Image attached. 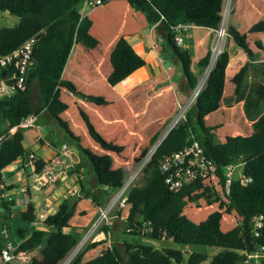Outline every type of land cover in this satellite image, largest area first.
I'll use <instances>...</instances> for the list:
<instances>
[{"label": "trees", "instance_id": "1", "mask_svg": "<svg viewBox=\"0 0 264 264\" xmlns=\"http://www.w3.org/2000/svg\"><path fill=\"white\" fill-rule=\"evenodd\" d=\"M105 1V0H100ZM141 10L145 18L159 21L164 30L166 43L171 47L170 54L180 63L186 85L192 88L196 79L190 71V56L187 49L179 47L174 40L173 25L186 22L201 27L215 28L219 20L222 0H127ZM81 0H0V11L15 14L18 18L10 26H0V55L11 51L27 37L33 36L31 63L24 73L23 86L14 88L10 93L0 95V117L6 121L0 130V168L23 155L22 134L19 128L9 133L27 114L36 115L44 110L63 126L60 117L66 103L59 97V88L65 87L73 94L82 96L85 101L99 103L102 97L81 95L72 83L60 79V73L73 42L84 47L98 43L89 32L90 18L80 16L77 8ZM264 31V17L253 22L245 32L227 26L228 35L248 57L251 50L247 34ZM209 50L201 56L198 64L207 63ZM109 70L106 81L113 84L142 64L122 35H118L107 53ZM228 52L223 48L207 72L204 85L198 92L193 104L185 112V118L171 127L160 140L143 173L142 181L132 186L127 194V215L121 221L122 231L140 235L139 227L150 226L151 231L142 235L160 239L169 236L178 246L156 248L149 242L140 240L104 246L101 239L89 241L69 264H196L207 259L208 264H237L245 252L253 251L264 243V83H258L248 92L242 88L245 66H240L230 77L232 90L223 91L224 70ZM13 67L0 65V79L11 75ZM243 99V113L251 120L250 127L239 117L237 123L240 133H224L221 140L213 139L214 124L206 123V115L219 108L224 99ZM89 144L80 143V136L66 131L76 140L80 155L84 157L96 188L87 190L80 186L82 196L91 202H103L110 190L119 184L123 169L119 164L128 158L124 146L103 138L91 125L85 112L79 110ZM201 145L203 152L216 162V174L221 187L224 179V165L236 159H243L241 171L250 180L241 184L237 176L231 177L228 192L211 189L200 179L193 180L178 190H169L163 181V172L158 167L161 156L179 148L189 133ZM91 143V144H90ZM145 147L134 155L139 158ZM33 172L40 171L43 161L36 158ZM70 196L62 198L53 212L46 214L40 226L15 228L18 237L16 251L33 252V264H55L76 241V235L69 231L74 219L77 200L69 204ZM202 200L205 204L216 203V208L204 218L194 221L183 211L190 202ZM12 201L0 198L3 216L10 212ZM233 213L234 223L223 225L222 215ZM79 215L85 208L79 207ZM261 216L258 234H252V220ZM17 216L34 224L35 214L31 203L18 212ZM125 227L133 230L126 232ZM190 244L216 246L211 254L204 251L189 250L182 247ZM254 259V258H251ZM258 264H264V256L257 257ZM23 264H30L29 262Z\"/></svg>", "mask_w": 264, "mask_h": 264}, {"label": "crops", "instance_id": "2", "mask_svg": "<svg viewBox=\"0 0 264 264\" xmlns=\"http://www.w3.org/2000/svg\"><path fill=\"white\" fill-rule=\"evenodd\" d=\"M263 1L232 0L228 26L238 31L240 29L247 31L253 22L264 17ZM237 9H242V12L235 11ZM77 11L82 12V16L86 15L90 18L89 32L97 38L98 43L97 47L87 48L79 42H73L62 67L60 79L70 81L81 95L100 96L102 101L99 103L85 101L82 96H77L61 86L59 97L66 103V108L60 117L65 126L41 110L34 115L32 126L14 125L8 128L9 133L17 128L20 129L22 134L20 142L24 152L22 156L0 168L1 187L11 196L12 201L7 216H3L4 213L0 210V230H3L0 232V246L4 239L10 240L7 230L9 226L4 219L17 217V213L24 210L27 203L32 204L34 214L41 208L49 213L55 210L62 198L67 197L66 194L72 187L80 188L82 185L87 190L96 188L91 171L76 146V140L66 131L69 129L73 135H79L77 129H80L87 139L84 126L77 120L78 115L81 118L79 110L85 112L91 125L103 138L122 144L124 152L129 157H134L141 147L147 149L156 139L161 125L171 117L175 101L184 99L191 89L186 85L180 63L170 54L171 47L166 43L164 30L159 21H148L144 13L132 7L127 0H105L92 8L81 0ZM261 33V37L251 35L249 38L255 39L253 40L255 49L247 39L251 50L250 57L232 41L229 35L224 40L223 48L228 52L224 79H229L240 66H245L242 79V88L245 92L252 90L258 83H264V31ZM118 35L124 37L143 62L122 79L109 84L106 81L109 70L107 53ZM249 35L247 34V38ZM211 37L212 28L190 24L182 33L181 42L176 43L179 47L187 49L190 56V71L195 79L204 67L198 64V60L208 50ZM229 70H233L231 75L227 74ZM5 79V82L10 80ZM11 83L7 82V84ZM232 87L231 85L230 90L226 91L223 83L224 94L229 93ZM95 104H99L100 107ZM242 105L243 99L229 98L222 100L216 110L220 115L225 116L224 121L231 123L233 121L237 123L239 117L243 115V120L250 127L251 120L244 116ZM234 106H239L240 111L234 110ZM88 111L94 113L95 121L90 119ZM208 116L210 114L206 115V119ZM210 124L215 125L213 133L219 132L221 138L224 133L241 132L238 123H234L235 127L230 125L228 130L231 132L227 130L221 132L220 127L224 126L218 120ZM5 125L6 121L0 117V130ZM61 142L67 143L69 157H59L61 169L57 172V178L40 185L39 188H34L32 186L34 166L26 163L27 154L33 152L42 160V168L51 166L50 157ZM69 159L73 161L72 165ZM75 165L83 166L80 177L76 174ZM71 198L73 200L70 204L74 201V197ZM77 205L85 208V214L80 215L78 220L71 221L69 231L72 233H77L93 212V204L87 198L80 197ZM34 225H41L36 217ZM125 234L127 233L122 231L121 222L114 221L111 228L113 242L119 243L123 239L142 241L145 237L144 235L132 237V234L128 233L131 237L126 238ZM161 247L164 246L159 248ZM185 248L188 247L185 245L182 250Z\"/></svg>", "mask_w": 264, "mask_h": 264}, {"label": "built area", "instance_id": "3", "mask_svg": "<svg viewBox=\"0 0 264 264\" xmlns=\"http://www.w3.org/2000/svg\"><path fill=\"white\" fill-rule=\"evenodd\" d=\"M89 8L99 4L100 0H83ZM232 0H222L219 10V20L215 28H212V37L208 45V59L204 65L197 83L189 90L188 94L182 100L175 101V111L170 121L166 124L160 135L147 147L145 152L137 159L128 157L119 161L123 169L122 178L118 185L110 190L103 202L95 204L91 202L89 197H85L93 204V212L88 220L80 227L76 235V241L70 246L65 254L55 264H69L75 255L92 240L101 239L104 241V246L110 247L112 241L111 228L114 221H124L127 215V194L129 189L136 185L138 179L142 177L143 169L149 160L154 149L164 137L167 131L173 127L178 121L185 118V112L191 106L198 94L202 89L208 70L214 63L217 55L223 49L225 37L228 36L227 20ZM82 16V12H79ZM190 24L186 22H177L173 25L175 30L174 40L175 43H180L182 33L186 31ZM34 38L33 36L24 39L18 46L11 51L0 55L1 66H12L13 71L7 79H12L11 84L5 82L6 79L0 80V94H8L14 88H21L24 81V73L31 63V49ZM34 114H27L21 118L15 126H32ZM1 138V134H0ZM56 152L50 157L51 166L41 168L40 171L34 173L32 186L39 188L40 185L48 181H54L57 178V172L61 169L60 156L69 157L68 145L66 142L59 143L56 147ZM37 156L33 152H29L26 156V163L33 166ZM70 160V159H69ZM72 160L70 163L72 165ZM243 159H236L224 165V179L220 187L218 183V176L216 174V162L212 157L203 152L198 140L194 137L193 133H189L184 140V143L176 150L165 153L161 156L158 167L163 172V181L169 190L175 191L180 187L189 184L193 180L200 179L206 183L211 189L227 193L231 177L237 176L241 184L250 180L241 171ZM76 174L78 177L83 172L82 165H75ZM55 169V171L53 170ZM67 196L70 197H83L79 186L72 187L68 190ZM0 198L11 200V196L7 195L0 184ZM45 209L41 208L35 212V217L41 221L46 216ZM233 218V217H232ZM261 216L257 215L252 220V234H258V228L261 225ZM126 232L133 230L131 227H125ZM140 235L151 231L150 226L139 227L137 230ZM0 232H3L1 229ZM164 236L162 235L161 238ZM15 247L8 239H4L0 246V264L9 263L12 257H15L20 264L27 263L31 260L33 252L29 251H16ZM264 256V243L259 244L253 251L245 252L242 258L243 262L249 261L251 258Z\"/></svg>", "mask_w": 264, "mask_h": 264}, {"label": "rangeland", "instance_id": "4", "mask_svg": "<svg viewBox=\"0 0 264 264\" xmlns=\"http://www.w3.org/2000/svg\"><path fill=\"white\" fill-rule=\"evenodd\" d=\"M231 8H232V2H231V7H230V10H229V14H230ZM239 8H241V7H239ZM235 11H238V12L241 13L242 9H237ZM260 18H262V17H260ZM16 20H17V16L15 14H9L7 12L0 11V26H3V25L10 26V25L14 24L16 22ZM240 31H242V29H240ZM245 31L243 30L242 32H245ZM248 35L249 36H248L247 39L249 40L250 45L253 47V49H255L256 45H255V41H253L255 39H249V38H250L251 35L252 36L254 35L256 37H261L262 33L261 32H253V33H248ZM96 47H97V45H96ZM204 68L197 74L196 83H197L202 71L204 70ZM233 70L227 71V74L230 73V75H231V72ZM231 85H232V82L228 81V79H224V88L226 89V91L230 90ZM95 106L100 107L99 104H95ZM233 109L239 112L241 108L239 106H234ZM174 111H175V107H174ZM174 111H173L172 115L174 114ZM219 113L220 112H218L217 110L210 112L209 113L210 116H208V118L206 119V123H212V122H215L216 120H218V122L222 123L223 126H224V127H220L221 128L220 129L221 132L222 131L224 132L226 130L231 132V130H228V128L230 127V125L232 127H235L234 123L235 124H237V123L234 122V121H233V123H231L229 121H224L225 116H223L222 114H221L222 115L221 116ZM88 114H89L90 119L95 121L94 113L93 112L91 113V112L88 111ZM172 115H171V117H169L167 119V121L163 125H161L160 131H159L157 137L160 135L162 130L165 128L166 124L170 121V119L172 118ZM77 120H79V122L82 124V126H84L81 118H79V115L77 116ZM250 123H251V121H249V125H250ZM69 124H70V122H69ZM77 133L80 136V140L79 141H80L81 144H83V145L89 144V142L86 141L85 136L82 135L80 129H77ZM233 133H236V132H233ZM213 139L216 140V141L221 139V135L219 134V132H215L213 134ZM141 181H142V177H140L137 182L140 183ZM214 208H216V203L205 204L202 200H199L198 202H190V203H188L184 207L183 211L189 218H191L194 221H198V220L204 218L205 215L209 211L213 210ZM78 210H79V206L77 205L76 206L75 215H74V220H78V218H80V215L78 214ZM235 218H236V216L233 213H231V214L230 213H224L222 215L223 225L226 226L227 224L229 225V223L230 224L234 223L235 222ZM4 220H6V223L9 226V228H7V230H8V238L10 239L9 241L11 242V244L13 246H15V244L18 242V237H17V235L15 233V228L22 225L24 228L30 229L34 225V224L30 223V222H27L25 220L20 219L18 216L14 217L12 219H4ZM133 236L134 235H132V237ZM125 237L126 238H130L131 235L127 233V234H125ZM142 241L150 242V244H152V245H154V246H156L158 248L160 246H178L174 241L171 240V238L169 236H164L163 238H160V239H156V238H151V237L145 236V237L142 238ZM186 246L188 248H185L183 250L185 253L189 252V250H195V251H199V252L204 251L207 254H211L212 252H214V251H216L218 249V247H216V246H208V245H200V244H190V245H186ZM29 263L33 264L32 259L29 261ZM9 264H20V263L17 262L15 257H12L10 259V261H9ZM181 264H185V262H182ZM196 264H208V260L204 259V260L199 261ZM237 264H258V259L257 258L250 259L247 262H243L242 260H238Z\"/></svg>", "mask_w": 264, "mask_h": 264}, {"label": "water", "instance_id": "5", "mask_svg": "<svg viewBox=\"0 0 264 264\" xmlns=\"http://www.w3.org/2000/svg\"><path fill=\"white\" fill-rule=\"evenodd\" d=\"M11 81H12V79L8 80L7 82H8V83H11ZM72 200H73L72 198L69 200V204H70V202H71Z\"/></svg>", "mask_w": 264, "mask_h": 264}]
</instances>
